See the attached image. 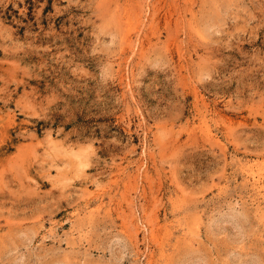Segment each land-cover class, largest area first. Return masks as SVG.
Masks as SVG:
<instances>
[{
	"label": "rangeland",
	"instance_id": "1",
	"mask_svg": "<svg viewBox=\"0 0 264 264\" xmlns=\"http://www.w3.org/2000/svg\"><path fill=\"white\" fill-rule=\"evenodd\" d=\"M0 264H264V0H0Z\"/></svg>",
	"mask_w": 264,
	"mask_h": 264
}]
</instances>
